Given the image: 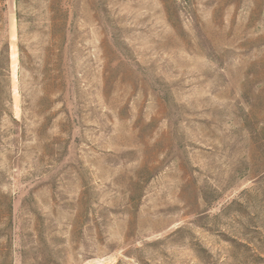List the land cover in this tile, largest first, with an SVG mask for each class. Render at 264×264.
Returning a JSON list of instances; mask_svg holds the SVG:
<instances>
[{"label":"rangeland","instance_id":"obj_1","mask_svg":"<svg viewBox=\"0 0 264 264\" xmlns=\"http://www.w3.org/2000/svg\"><path fill=\"white\" fill-rule=\"evenodd\" d=\"M5 45L0 264H264V0H0Z\"/></svg>","mask_w":264,"mask_h":264},{"label":"trees","instance_id":"obj_2","mask_svg":"<svg viewBox=\"0 0 264 264\" xmlns=\"http://www.w3.org/2000/svg\"><path fill=\"white\" fill-rule=\"evenodd\" d=\"M18 5V0H16V6ZM57 62L58 65L60 66L61 63V56L57 55ZM9 56H8V46L5 45L3 46L2 49H0V80L2 79H8V73H9ZM21 62V59H20ZM58 67L56 69L57 75L55 77L52 78V81L55 83L58 80H61V75L60 73H58ZM54 86V85H53ZM12 230V212H11V204L9 203L7 205L6 211H4L3 213H0V240L2 238H5V250L7 252H11L12 249V243H11V237H10V233ZM5 232H7V234L5 236H2V234H4ZM41 240V239H40ZM43 246L41 245V248ZM25 245L24 243L21 244V256H23L25 254ZM43 262L44 261H48V259H46V257H42L41 259ZM11 264V263H9Z\"/></svg>","mask_w":264,"mask_h":264}]
</instances>
